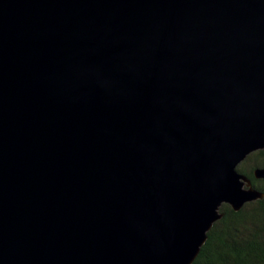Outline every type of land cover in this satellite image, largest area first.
I'll list each match as a JSON object with an SVG mask.
<instances>
[{"label":"water","instance_id":"1","mask_svg":"<svg viewBox=\"0 0 264 264\" xmlns=\"http://www.w3.org/2000/svg\"><path fill=\"white\" fill-rule=\"evenodd\" d=\"M256 150L264 0H0V264H191Z\"/></svg>","mask_w":264,"mask_h":264},{"label":"trees","instance_id":"2","mask_svg":"<svg viewBox=\"0 0 264 264\" xmlns=\"http://www.w3.org/2000/svg\"><path fill=\"white\" fill-rule=\"evenodd\" d=\"M254 156V157H252ZM264 166V152L249 154L238 170L264 193V179H255V167ZM222 216L207 231L205 242L191 264H264V196L234 210L220 207Z\"/></svg>","mask_w":264,"mask_h":264},{"label":"flooded vegetation","instance_id":"3","mask_svg":"<svg viewBox=\"0 0 264 264\" xmlns=\"http://www.w3.org/2000/svg\"><path fill=\"white\" fill-rule=\"evenodd\" d=\"M257 151V150H256ZM251 154V153H250ZM245 160V159H244ZM243 160V161H244ZM259 167H264V166H259ZM244 174V173H243ZM244 175H246V174H244ZM254 175V174H253ZM247 176V175H246ZM249 178V177H248ZM254 178L255 179H262V178H256L255 176H254ZM250 179V178H249ZM250 181H251V179H250ZM251 184H252V186L254 187V188H256L254 185H253V183H252V181H251ZM257 189V188H256ZM259 190V189H258ZM260 191H262V190H260ZM263 192V191H262Z\"/></svg>","mask_w":264,"mask_h":264},{"label":"rangeland","instance_id":"4","mask_svg":"<svg viewBox=\"0 0 264 264\" xmlns=\"http://www.w3.org/2000/svg\"><path fill=\"white\" fill-rule=\"evenodd\" d=\"M256 152V151H255ZM252 157H254V156H252Z\"/></svg>","mask_w":264,"mask_h":264}]
</instances>
